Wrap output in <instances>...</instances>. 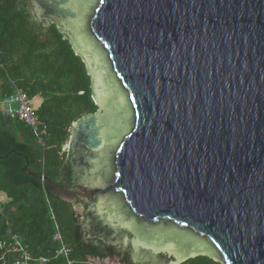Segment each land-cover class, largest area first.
<instances>
[{"label": "water", "instance_id": "water-1", "mask_svg": "<svg viewBox=\"0 0 264 264\" xmlns=\"http://www.w3.org/2000/svg\"><path fill=\"white\" fill-rule=\"evenodd\" d=\"M28 2L89 77L67 146L86 238L264 264V0Z\"/></svg>", "mask_w": 264, "mask_h": 264}, {"label": "trees", "instance_id": "trees-1", "mask_svg": "<svg viewBox=\"0 0 264 264\" xmlns=\"http://www.w3.org/2000/svg\"><path fill=\"white\" fill-rule=\"evenodd\" d=\"M8 80L26 93L47 135L42 149L27 126L0 108V242L15 236L32 259L66 264L53 257L55 222L72 264L104 259L100 243L84 238L73 206L52 191V184L71 181L65 152L73 124L96 111L89 77L55 27L36 20L28 0H0V102L11 93ZM17 259L0 252V264ZM182 264L219 263L196 257Z\"/></svg>", "mask_w": 264, "mask_h": 264}, {"label": "built area", "instance_id": "built-area-1", "mask_svg": "<svg viewBox=\"0 0 264 264\" xmlns=\"http://www.w3.org/2000/svg\"><path fill=\"white\" fill-rule=\"evenodd\" d=\"M8 84L11 93L0 102L3 115L27 126L32 132L36 144L43 149L44 140L47 135L46 127L39 123L32 109V103L26 93L15 86L11 80H8ZM51 220L54 222L53 216H51ZM53 230L51 242L57 246L53 257H62L66 264H72L68 259L69 250L65 246L55 222L53 223ZM0 252L17 253L18 259L12 264H33L34 262L37 264H46L48 260L44 257L35 260L32 259L27 247L23 246L15 236L10 237L8 241L0 242Z\"/></svg>", "mask_w": 264, "mask_h": 264}, {"label": "flooded vegetation", "instance_id": "flooded-vegetation-1", "mask_svg": "<svg viewBox=\"0 0 264 264\" xmlns=\"http://www.w3.org/2000/svg\"><path fill=\"white\" fill-rule=\"evenodd\" d=\"M65 157L69 161L70 159H74L76 157V153H72L69 150H66ZM69 165V163H68ZM70 168V166H69ZM71 169V168H70ZM71 172V171H70ZM72 176V175H71ZM52 184V183H51ZM72 182L70 181V184H52V191L55 192L56 195L62 197L63 200L70 203L73 206V210L76 213L77 219L80 222V229L82 234L84 235V238L86 240H89L86 238V233L82 229V226L85 223V206L80 202L75 195L73 194L74 190L72 189ZM89 241H96L100 243L101 252L106 257L104 259H94L89 258L87 260V264H104L105 260L109 261H118L120 264H133L130 260V256L128 251H126L123 248H120L116 245H104L100 241L90 239Z\"/></svg>", "mask_w": 264, "mask_h": 264}, {"label": "rangeland", "instance_id": "rangeland-1", "mask_svg": "<svg viewBox=\"0 0 264 264\" xmlns=\"http://www.w3.org/2000/svg\"><path fill=\"white\" fill-rule=\"evenodd\" d=\"M217 263H219V262H217Z\"/></svg>", "mask_w": 264, "mask_h": 264}]
</instances>
